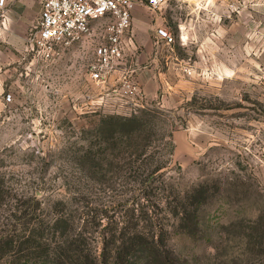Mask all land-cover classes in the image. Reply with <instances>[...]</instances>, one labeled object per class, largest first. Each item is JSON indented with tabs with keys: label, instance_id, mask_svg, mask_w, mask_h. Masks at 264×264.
Wrapping results in <instances>:
<instances>
[{
	"label": "rangeland",
	"instance_id": "374dc122",
	"mask_svg": "<svg viewBox=\"0 0 264 264\" xmlns=\"http://www.w3.org/2000/svg\"><path fill=\"white\" fill-rule=\"evenodd\" d=\"M133 1L118 75L103 84L91 75L107 19L46 59L26 43L37 0L0 14V238L22 233L15 207L36 196L44 225L64 217L61 232L83 231L99 256L134 229L130 209L206 183L194 235L160 211L179 264H264L238 227L264 213V0ZM124 80L132 98L112 94ZM133 116V132L110 133Z\"/></svg>",
	"mask_w": 264,
	"mask_h": 264
},
{
	"label": "trees",
	"instance_id": "16d2710c",
	"mask_svg": "<svg viewBox=\"0 0 264 264\" xmlns=\"http://www.w3.org/2000/svg\"><path fill=\"white\" fill-rule=\"evenodd\" d=\"M118 118L120 124L112 129V134L119 130L133 132V125L139 121L136 116ZM208 191L206 183H199L182 195L169 192L165 200L153 206L156 210L141 212L140 208L133 207L128 221L134 229L119 231L117 237L110 234L112 246L107 248L103 244L99 256L93 255L86 247L88 242L83 231L61 232L60 223L64 217H53L44 225L36 216L39 201L36 196L31 197L15 207L23 230L20 235L7 234L0 238V261L2 264H179L180 256L166 244L167 226L159 217L160 211L169 213L176 220L168 227L194 235L200 229L199 210L206 202ZM238 227L243 230V251L252 257L264 256V213L239 222Z\"/></svg>",
	"mask_w": 264,
	"mask_h": 264
},
{
	"label": "built area",
	"instance_id": "2783aa9c",
	"mask_svg": "<svg viewBox=\"0 0 264 264\" xmlns=\"http://www.w3.org/2000/svg\"><path fill=\"white\" fill-rule=\"evenodd\" d=\"M152 10L167 0H145ZM39 13L36 25L26 38L31 51L48 59L58 48L70 46L90 34L92 23L107 19V42L97 49L98 60L93 66L92 77L98 81L111 70L123 55L122 37L131 25L133 0H37ZM8 0H0V14L4 16ZM167 43L172 41L169 32L159 35ZM122 94L130 96L136 88L124 80Z\"/></svg>",
	"mask_w": 264,
	"mask_h": 264
},
{
	"label": "crops",
	"instance_id": "0c3cea01",
	"mask_svg": "<svg viewBox=\"0 0 264 264\" xmlns=\"http://www.w3.org/2000/svg\"><path fill=\"white\" fill-rule=\"evenodd\" d=\"M18 2V4L17 3H15V4H12L11 5V8H12V13H14V14H16V15H20L24 10H29V9H31L32 8V5H34V4H32L33 3V1L34 0H17ZM117 66V65H116ZM115 65H114V67L111 69V70H109V71H107L104 75H103V79L101 80V81H99V82H101V84H103L104 82H105V78H106V74H108V77L110 76V78L112 77V75L111 74H113L114 76H116V75H118L117 74V67H116ZM122 78V77H121ZM119 80H120V78H119ZM118 80V81H119ZM122 91H123V88H121V87H118V89L117 88H114L113 90H112V94L113 95H118L119 94V96H122V97H124V98H129V97H131L132 95H130V96H127V95H123L122 94ZM115 98H117V99H119L118 97H115ZM132 98V97H131Z\"/></svg>",
	"mask_w": 264,
	"mask_h": 264
}]
</instances>
